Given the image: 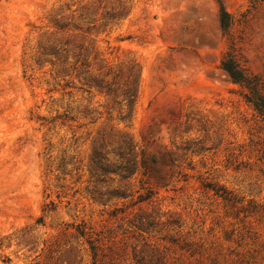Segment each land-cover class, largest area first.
Here are the masks:
<instances>
[{"label":"rangeland","instance_id":"rangeland-1","mask_svg":"<svg viewBox=\"0 0 264 264\" xmlns=\"http://www.w3.org/2000/svg\"><path fill=\"white\" fill-rule=\"evenodd\" d=\"M228 52L264 84V0H0V264H264V124L220 69ZM123 137L166 186L89 183L93 152L112 161Z\"/></svg>","mask_w":264,"mask_h":264},{"label":"trees","instance_id":"trees-1","mask_svg":"<svg viewBox=\"0 0 264 264\" xmlns=\"http://www.w3.org/2000/svg\"><path fill=\"white\" fill-rule=\"evenodd\" d=\"M231 25V18L227 12L221 7V16H220V27L222 31H225ZM59 51H56L58 54ZM73 70H76V65L83 61L80 66H84L85 57L82 53V48L79 47L76 54L73 56ZM66 60V58H65ZM220 69L225 73V75L234 83L246 90L243 98L247 104H249L252 109L255 111L257 116L261 119L264 124V84L261 78L252 75L245 68H243L236 56L232 52H228L220 63ZM138 77L139 73L135 67H130L126 74L125 88L123 90V102H124V112L120 118L121 120L129 119L132 117L134 104L138 94ZM99 88L105 89V93L109 95L110 89L108 86H97ZM57 119H69L67 113L61 114L56 117ZM115 157L114 160L110 161L108 158L101 157L98 152H93L91 159V170L89 172V183L93 186L99 184H107L108 181L113 182V180L107 175H115L119 180H130L136 173H141V176L144 178V181H140L142 184H150L151 179H156L157 185L166 186L170 176L164 174L162 168H158L160 162L158 158L153 156L150 159L145 158V153L142 152L140 159H138V154L135 152V145L127 137H123L120 141L119 147L116 151L112 152ZM161 158L164 161L172 164L173 160L171 159V154L164 152L161 154ZM168 159V161H167ZM206 187H211L209 184ZM144 193L139 194L137 197V203L150 200L154 192L151 187L146 186ZM215 190V189H214ZM219 190H215V194L221 197L223 200L230 202L233 201V198L229 193L223 191L220 194ZM112 195L126 198L125 192L120 191L119 189L111 192ZM121 211V209H117ZM115 211V212H117ZM115 215V214H113ZM130 225L133 226L136 230L146 231L155 226L154 218L152 214H139L137 217L130 221ZM81 236H85L86 233L83 230L79 231ZM98 240H93L91 237L87 238L89 248L92 253V257L95 260L98 253ZM188 247V246H187ZM155 256H153L154 258ZM142 261L139 260L136 264H142ZM153 259L148 261L147 264H152ZM156 264H160L159 259H157Z\"/></svg>","mask_w":264,"mask_h":264}]
</instances>
